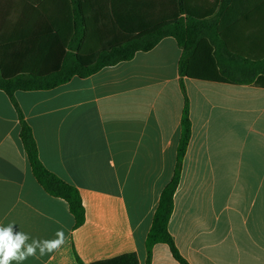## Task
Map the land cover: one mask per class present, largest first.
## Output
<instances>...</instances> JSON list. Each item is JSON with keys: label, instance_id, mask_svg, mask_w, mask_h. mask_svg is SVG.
Here are the masks:
<instances>
[{"label": "crops", "instance_id": "1", "mask_svg": "<svg viewBox=\"0 0 264 264\" xmlns=\"http://www.w3.org/2000/svg\"><path fill=\"white\" fill-rule=\"evenodd\" d=\"M172 2L120 5L136 33L169 18ZM257 2L261 10L238 17L235 31L223 19V33L240 52L249 38L264 52V0ZM37 6L55 21L63 14L60 0H0V38L38 32ZM182 52L165 37L87 78L15 93L41 162L81 195L79 227L68 203L35 179L18 112L0 89V226L15 224L35 239L52 240L60 229L65 236L57 250L23 264H146L145 241L174 174L186 99L192 133L168 223L175 245L189 264H264V75L245 84L182 77ZM7 54L0 49V58ZM151 264L179 262L160 243Z\"/></svg>", "mask_w": 264, "mask_h": 264}, {"label": "trees", "instance_id": "2", "mask_svg": "<svg viewBox=\"0 0 264 264\" xmlns=\"http://www.w3.org/2000/svg\"><path fill=\"white\" fill-rule=\"evenodd\" d=\"M60 1L63 14L58 20H52L44 6H37L35 11L42 19L41 27L33 31L38 32L0 38V49L8 52L6 60L0 58V89L18 112L20 139L35 179L47 193L68 203L75 226L79 227L85 221L81 195L75 186L41 162L32 128L15 93L51 90L75 76L87 78L105 67L131 60L137 52L152 50L165 37H173L183 50L179 61L182 77L228 84L251 83L264 75V52L255 38H249L248 51L237 50L232 43L234 38L223 33V19L228 17L225 23L235 31L239 28L237 18L256 15L262 4L258 0H215L213 4L198 6L191 4V0H173L170 5L173 13L169 18L141 27L135 33L123 19L120 0H100L99 8L95 4L97 0ZM183 15L185 18L180 17ZM188 113L186 99L174 174L161 192L145 241L146 264H151L152 249L160 243L168 245L179 264H189L168 230L174 194L192 133ZM80 264L85 263L80 261Z\"/></svg>", "mask_w": 264, "mask_h": 264}, {"label": "clouds", "instance_id": "3", "mask_svg": "<svg viewBox=\"0 0 264 264\" xmlns=\"http://www.w3.org/2000/svg\"><path fill=\"white\" fill-rule=\"evenodd\" d=\"M65 240L62 229L57 230L52 240L31 238L16 231L15 224L0 226V264H23L27 259L39 258L57 250ZM31 241V242H29Z\"/></svg>", "mask_w": 264, "mask_h": 264}]
</instances>
